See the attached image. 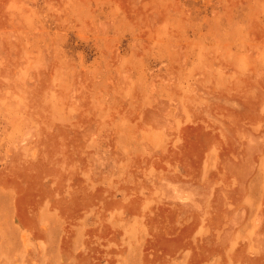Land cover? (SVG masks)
I'll return each mask as SVG.
<instances>
[{
  "label": "rangeland",
  "instance_id": "1",
  "mask_svg": "<svg viewBox=\"0 0 264 264\" xmlns=\"http://www.w3.org/2000/svg\"><path fill=\"white\" fill-rule=\"evenodd\" d=\"M0 264H264V0H0Z\"/></svg>",
  "mask_w": 264,
  "mask_h": 264
}]
</instances>
